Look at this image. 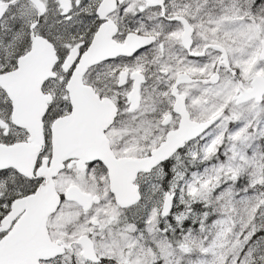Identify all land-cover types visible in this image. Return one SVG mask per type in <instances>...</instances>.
<instances>
[{"label": "snow or ice", "instance_id": "6c2138e0", "mask_svg": "<svg viewBox=\"0 0 264 264\" xmlns=\"http://www.w3.org/2000/svg\"><path fill=\"white\" fill-rule=\"evenodd\" d=\"M0 264H264V0H0Z\"/></svg>", "mask_w": 264, "mask_h": 264}]
</instances>
